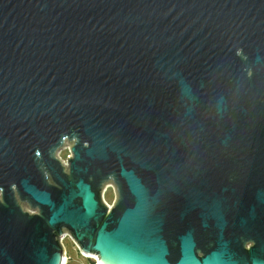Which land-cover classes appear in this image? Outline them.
Instances as JSON below:
<instances>
[{
	"label": "water",
	"instance_id": "obj_1",
	"mask_svg": "<svg viewBox=\"0 0 264 264\" xmlns=\"http://www.w3.org/2000/svg\"><path fill=\"white\" fill-rule=\"evenodd\" d=\"M263 99L264 0H0V264H264Z\"/></svg>",
	"mask_w": 264,
	"mask_h": 264
},
{
	"label": "rangeland",
	"instance_id": "obj_2",
	"mask_svg": "<svg viewBox=\"0 0 264 264\" xmlns=\"http://www.w3.org/2000/svg\"><path fill=\"white\" fill-rule=\"evenodd\" d=\"M69 146L67 145L66 147H63L59 151V156L60 157H66L69 155ZM109 190H107L104 193V197L106 201H108L110 204L115 199V192L117 193L116 187L114 184L109 183ZM115 187V192L114 189L111 187ZM13 188V186H12ZM14 194H15V199L17 200V204L21 207V209L24 212H28L29 214L32 213H39L40 209L31 207L30 203L27 202L26 200L22 201L19 197L17 188H13ZM0 196H1V189H0ZM250 242H247L246 245L248 246ZM62 252L65 253L67 257V263L66 264H97L98 263V258L95 255L90 256L89 253H86L83 251V249L80 248L79 244H77V241L71 236H67L63 243H62Z\"/></svg>",
	"mask_w": 264,
	"mask_h": 264
},
{
	"label": "trees",
	"instance_id": "obj_3",
	"mask_svg": "<svg viewBox=\"0 0 264 264\" xmlns=\"http://www.w3.org/2000/svg\"><path fill=\"white\" fill-rule=\"evenodd\" d=\"M58 164H60L59 161H58ZM102 192L103 191H102V189L100 187L96 188V195H97V199L99 201V207H100L101 210H103L105 212V214H103L98 221L92 222V225L96 228V231H98V229L106 221L107 216H108L106 214V212L108 210V207H107V205L105 204V202H104V200L102 198ZM12 205H14V204H12ZM114 209H112V210H114ZM25 215L29 216L26 213H25ZM43 215H44V217H39V218H41L42 222H44V230L48 231L50 233V238H51V241H52L51 252L55 253L58 250L62 249L61 243L59 241V236L62 234L64 228L69 231V233L77 241V244H79L81 249L84 250L85 248H87V246H88L87 242L79 241V239H78L79 233H78V231L75 228H73V227H71L69 225H64V224H59L56 227H51L47 223V220H45V219H47L48 211L47 210H43ZM94 242H95V240L93 241V244H94ZM90 249H91L92 253H94V254L98 253L93 247L90 248ZM173 250L177 253L178 247H177L176 244L173 245Z\"/></svg>",
	"mask_w": 264,
	"mask_h": 264
},
{
	"label": "flooded vegetation",
	"instance_id": "obj_4",
	"mask_svg": "<svg viewBox=\"0 0 264 264\" xmlns=\"http://www.w3.org/2000/svg\"><path fill=\"white\" fill-rule=\"evenodd\" d=\"M245 63H246V71H247V74L250 78V80H252V70H251V67H250V64H249V60L247 59V57H245ZM262 103L264 105V99L262 100ZM264 110V109H263ZM199 138H200V141L204 144V145H208L209 143V140L204 136V135H201L199 134L198 135ZM225 152V159L227 160L228 164H230V167L228 168V176H229V179L231 180H235L238 176V173H237V168H241L242 165L241 163L239 162L238 160V157L236 155L235 152L233 151H226V150H223ZM63 170V169H62ZM49 173V172H48ZM50 175V174H49ZM108 212V210H107ZM242 242L244 243V249L249 253L251 251V249L255 246L256 242L254 240H246L245 238H242ZM246 242H250V245L247 246L245 243ZM203 249L204 250H208L210 248V246L213 245V242L211 240H208L206 243L203 244ZM198 254L199 256H202L203 254V251H200L198 250Z\"/></svg>",
	"mask_w": 264,
	"mask_h": 264
},
{
	"label": "built area",
	"instance_id": "obj_5",
	"mask_svg": "<svg viewBox=\"0 0 264 264\" xmlns=\"http://www.w3.org/2000/svg\"><path fill=\"white\" fill-rule=\"evenodd\" d=\"M69 150V155H71L72 154V151L70 150V149H68ZM69 155H67L66 157H60L64 162H65V164H68V156ZM106 192V188H104L103 189V192H102V198H103V200H104V202L108 205V206H113V203L112 204H110L108 201H106V199H105V197H104V193ZM32 214H35V213H32ZM70 235V233L69 232H63L61 235H60V243H61V246L63 247V245H62V243H63V241H64V239L67 237V236H69ZM66 262H67V259H66ZM66 262H65V264H66Z\"/></svg>",
	"mask_w": 264,
	"mask_h": 264
},
{
	"label": "crops",
	"instance_id": "obj_6",
	"mask_svg": "<svg viewBox=\"0 0 264 264\" xmlns=\"http://www.w3.org/2000/svg\"><path fill=\"white\" fill-rule=\"evenodd\" d=\"M104 188H106V191L107 190H109V185L107 184V185H105V187ZM103 188V189H104ZM111 188H113L114 189V192H115V187H114V185H113V187H111ZM116 198H117V193L115 192V199H114V201L112 202L113 204L116 202ZM71 235V234H70ZM67 263V262H66Z\"/></svg>",
	"mask_w": 264,
	"mask_h": 264
},
{
	"label": "bare ground",
	"instance_id": "obj_7",
	"mask_svg": "<svg viewBox=\"0 0 264 264\" xmlns=\"http://www.w3.org/2000/svg\"><path fill=\"white\" fill-rule=\"evenodd\" d=\"M63 255H64V262H63V264H65L67 257L65 255V253H63Z\"/></svg>",
	"mask_w": 264,
	"mask_h": 264
}]
</instances>
